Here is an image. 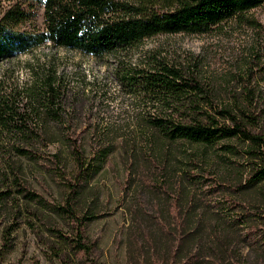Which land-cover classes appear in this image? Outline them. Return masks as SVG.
I'll use <instances>...</instances> for the list:
<instances>
[{
	"label": "rangeland",
	"instance_id": "374dc122",
	"mask_svg": "<svg viewBox=\"0 0 264 264\" xmlns=\"http://www.w3.org/2000/svg\"><path fill=\"white\" fill-rule=\"evenodd\" d=\"M1 2L9 4L7 0ZM36 14L35 22L24 28L44 26L42 7ZM153 52L195 70L213 89L219 103L246 109L257 118L253 128L264 134V3L204 33L158 34L120 54L96 57L46 43L27 54L1 60L0 89L23 85L31 76H56L60 96L53 108L59 110L61 120L43 111L39 123L78 136L93 167L83 179L76 200L85 222L84 236L91 247L86 255L73 248L72 221L47 205L62 206L66 184L74 172L66 135L48 150L40 149L59 152L62 160L30 159L6 147L0 149V193L12 188L5 204L0 205V264H178V257L164 253L151 236L147 238L159 224L178 227L176 220H164L169 202L164 165L169 160L187 159L186 153H191L194 160L215 164L232 161L231 166H240L246 158L237 141L224 143L233 144L241 153H228L220 149L222 144L207 148L170 143L147 128L141 116L154 109L126 91L118 73V58L138 62ZM102 140L111 142L114 149L106 159H97ZM211 169L215 170L213 166ZM226 180L230 185L231 179L226 176ZM17 181L45 204L19 193ZM209 185L220 186L214 179ZM216 192L212 201L220 210L231 205L226 196ZM248 198L257 207L249 205L244 211L259 218L255 219L256 227L247 223L238 233H232L227 238L228 251L211 259V264H264V181Z\"/></svg>",
	"mask_w": 264,
	"mask_h": 264
},
{
	"label": "trees",
	"instance_id": "16d2710c",
	"mask_svg": "<svg viewBox=\"0 0 264 264\" xmlns=\"http://www.w3.org/2000/svg\"><path fill=\"white\" fill-rule=\"evenodd\" d=\"M7 1L8 5H2L0 0V61L27 54L46 43L96 57L120 54L158 34L204 33L264 3V0ZM40 7L44 26L24 28L35 22L36 9ZM160 55L149 53L138 62L118 58V73L126 91L139 98L144 106L154 109L153 113L141 116L147 128L170 143L207 148L222 144L220 149L228 153L240 150L224 142L237 141L246 158L240 166H231L232 161L219 160L215 164L211 160H194L191 153H186L187 159L169 160L164 165V173L169 178L165 188L169 198L164 199L169 202L164 220H176L178 227L159 224L148 232L147 238L151 236L164 253H173L174 259L178 257V264H211V259L228 251L227 238L232 233H238L247 223L251 228L256 227L255 219L259 218L244 210L249 205L256 209L257 204L248 195L264 181V134L253 128L257 118L246 109L237 104L219 103L213 89L195 70H187ZM39 78L42 77L31 76L23 85L0 89V149L6 147L30 159L62 160L59 152L40 149L48 150L66 135L74 172L66 184L62 206L55 208L46 203L72 221L73 248L87 255L91 247L84 236L85 222L77 210L76 200L81 183L93 166L87 161L78 136L54 131L39 123L43 111L61 120V113L53 108L60 96L56 76L48 74L42 83L38 82ZM99 144L95 156L106 159L113 152V144H105L103 140ZM212 166L215 170H210ZM226 176L231 179L230 185ZM210 179L220 186H207ZM16 189L24 197L44 203L37 194L26 192L19 184ZM10 191L12 188L0 193V205L5 204ZM216 191L230 200L231 205L226 209L224 206L220 210L212 201ZM148 219L151 220L150 216ZM59 235L69 238L63 233ZM168 240L170 245H166Z\"/></svg>",
	"mask_w": 264,
	"mask_h": 264
}]
</instances>
